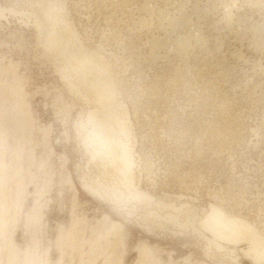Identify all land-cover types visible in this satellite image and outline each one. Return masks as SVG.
Wrapping results in <instances>:
<instances>
[{
	"label": "rangeland",
	"instance_id": "374dc122",
	"mask_svg": "<svg viewBox=\"0 0 264 264\" xmlns=\"http://www.w3.org/2000/svg\"><path fill=\"white\" fill-rule=\"evenodd\" d=\"M62 1L82 44L119 73L134 185L152 199H132L83 141L93 106L43 48L37 6L0 0V108L18 124L0 141L11 184L0 264H264L203 222L214 206L264 236V0ZM180 9L199 40L186 53L172 41L151 62L146 42L170 33L164 18ZM101 180L112 192L94 195L87 185Z\"/></svg>",
	"mask_w": 264,
	"mask_h": 264
},
{
	"label": "bare ground",
	"instance_id": "6f19581e",
	"mask_svg": "<svg viewBox=\"0 0 264 264\" xmlns=\"http://www.w3.org/2000/svg\"><path fill=\"white\" fill-rule=\"evenodd\" d=\"M31 1L32 2L30 3H32L34 6L35 5L37 6L40 14L43 17L42 22L37 23V27L39 30L38 37L40 38V42L43 48L51 52V55L53 56V58H55L57 63H59L58 65L60 67V73H61L62 78H64L68 83H70L71 87L77 93V95L80 94V96H82V98H84L88 104H92L93 106V109L89 111L90 114L87 118L86 123L81 124L80 127L78 128L79 134H83V138H84L83 141L85 142L86 145L88 144L87 146H90L93 148L94 156L96 157V159L98 158L97 160H99L101 163L99 165L103 167L102 169H104V171L107 172V175L110 176L112 179L121 181V183L124 186L123 190L125 189L129 190V194L130 196H132V199L138 200L140 204L141 203L149 204L152 198L149 197V195L146 194L145 192H141L140 190H138L134 185L135 178L132 172V169H133L132 166H133L134 160L132 159V152H131L132 150L129 147V144L127 142V138L129 137V133H130L129 128H127L128 127L127 120H126L127 116L125 114L127 112H124L123 107L121 103L119 102V97H118L119 90L117 89V86H116V82H117L116 80L118 79L119 73H116L117 71L115 72L113 70L112 66L109 64L108 57H106L104 54L98 51L97 48H95L94 50L89 49L82 44L79 38V35L77 36V33L73 30L70 21L67 20V16L65 15L64 6L62 5L63 4L62 0H31ZM220 1H225V0H220ZM231 1H239V0H231ZM148 9L149 8L145 5L144 11L148 12ZM195 15L197 16V14ZM173 17L174 18L170 17L171 19L164 18L166 22H168V28L170 29V33L167 32L168 34L160 38H155V40H149L146 42V46L149 49H151V55H150L151 62L164 63L165 56L161 55L160 53L163 52V53L169 54L171 51L170 46H171L172 41L176 43L177 47L180 49L181 52L184 51L186 53L187 46H188L190 39L194 38L196 40L197 39L199 40L200 38V37L198 38V36L200 34L199 30L201 28L199 29L198 26H194L196 24L191 23L190 21L191 19L188 17H185L182 14L181 9L179 10L178 15L173 16ZM192 26H194L193 29L191 28ZM161 28L163 29V25L160 26V29ZM253 29L255 31L256 28H253ZM193 31H195L198 34L195 35V32ZM259 32L256 31L255 36L253 35L255 37V39L253 37L254 42L252 41L254 43V47H259L260 45L259 44L260 42ZM172 35H174L175 37H173ZM107 56H109L110 58L112 56V53L109 52ZM7 69L8 70L11 69V66L9 68L8 67L5 68L6 71H8ZM1 86H0V106L2 102L1 97L3 95V90H4L2 89ZM15 86H16V83L13 87V93L17 94L16 98H20L18 97V92H20V90H18ZM19 96H22V93L21 94L19 93ZM19 101L21 102V100ZM17 103L19 105L18 101ZM14 107L16 108L18 106H14ZM5 108L6 107H3L2 109L0 108L1 117L2 116L4 117L3 113L4 111H6ZM3 117H2V121H0V141L4 137L3 136L1 138L2 135H4L5 133L6 134L9 133V131L7 133V128L12 127L13 125L14 126L18 125V124L15 125L16 123H10L8 121L9 119L6 120V119H3ZM5 118H8V117H5ZM16 128H19V127H16ZM23 128L21 129L23 130ZM11 134H13V131ZM13 135H16V133L14 132ZM4 141L5 139H3V142ZM0 143L2 144V142ZM11 153L13 152L11 151ZM7 170H8L7 162H2L0 160V230L5 228L6 219H4V217L7 213L5 204H6V199L10 197L9 193H7L8 189L11 186V184L9 186V177H7ZM14 172H15V175H18L16 171ZM19 172L21 171L19 170ZM10 181H11V178H10ZM96 181L94 183H97ZM112 181H115V180H112ZM107 183L103 184L101 180V182L99 181L97 184L87 185V187H88V190L91 191V193H93L94 195L96 194L99 195V194H103L104 191L106 192L107 189L105 190V188H109L108 186L110 185H107ZM119 186L121 185H118V186L114 185V191H115V187H119ZM123 190H119V192L121 191L120 192L121 194L125 193V191ZM107 191L109 192V190ZM111 192H112V189L109 193ZM106 193L104 195H107ZM129 194H128V197H129ZM124 195H126V193ZM203 222L206 224L205 227L207 228L208 226V228L210 229L209 232L213 233L214 235H217L215 236V238L216 237H218V239L220 237L226 238L230 240L231 242H235L236 244H238L239 241H242V240L248 241L250 244L245 247L246 256L250 255L252 259L256 260L254 262H258V261L264 262V236L260 234V232H258V230H256V228H254L253 225H251L245 219L236 218V217L234 218L232 216H228L220 208H216L213 206V208L210 211H208L205 217V220H203ZM111 229H112V226L110 228V231ZM248 242H245V243H248ZM240 248L242 250V247ZM146 251L143 248L138 251L141 261L143 259L144 261H146L145 259L148 258L149 255H147L146 257V254H148ZM8 257H10V255ZM144 263L142 261V264Z\"/></svg>",
	"mask_w": 264,
	"mask_h": 264
}]
</instances>
